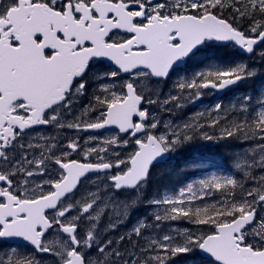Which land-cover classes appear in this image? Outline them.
<instances>
[{"label":"snow or ice","instance_id":"6c2138e0","mask_svg":"<svg viewBox=\"0 0 264 264\" xmlns=\"http://www.w3.org/2000/svg\"><path fill=\"white\" fill-rule=\"evenodd\" d=\"M217 47L255 65L172 79ZM261 65L264 0H0V240L32 248H0V264H264V91L182 116ZM228 139L251 142L240 179L214 171L145 199L158 158Z\"/></svg>","mask_w":264,"mask_h":264},{"label":"trees","instance_id":"16d2710c","mask_svg":"<svg viewBox=\"0 0 264 264\" xmlns=\"http://www.w3.org/2000/svg\"><path fill=\"white\" fill-rule=\"evenodd\" d=\"M264 91V85L261 86ZM223 144V151H233L234 147H238L237 140L228 139L221 141ZM221 145H215L214 150H222ZM211 149H209L210 151ZM216 153V152H215ZM213 154V159L216 160L215 155ZM198 156V155H197ZM194 156L184 155L180 158L174 159L172 162L164 163L162 165H157L153 167L149 174L148 186L145 190V199L147 200L152 196L153 192L168 188L174 190L176 186L182 184V182L199 176V169L193 166ZM232 163V161H230ZM229 175L240 179L243 176V173L237 169H230V165L224 168ZM224 171V172H225ZM147 205H141L136 207L137 209L145 210Z\"/></svg>","mask_w":264,"mask_h":264},{"label":"rangeland","instance_id":"374dc122","mask_svg":"<svg viewBox=\"0 0 264 264\" xmlns=\"http://www.w3.org/2000/svg\"><path fill=\"white\" fill-rule=\"evenodd\" d=\"M252 60H253V59H252ZM253 61H254V60H253ZM255 82L261 84V85H259L260 88H261L262 85H264V79H256ZM170 88H171V85H165V86L162 88V94H163V93H164V94H167V92H168V90H169ZM260 88H259V87L257 88L256 93L254 94V99H255L257 96H259V94H260V92H261V91H260ZM261 89H262V88H261ZM237 96H238V94L235 93V94H234V97H233L232 99H230V101H229L225 106H226V107H231L233 103H236L237 100H238ZM190 107H191V106H189L188 108H190ZM162 116H163V114H162ZM186 145H187V144H186ZM249 146H251V145H247V147H249ZM197 147H199V146H197ZM247 147H246V148H247ZM244 148H245V147H243L242 150H244ZM236 155H238V152L236 153ZM248 155H252L251 151L248 152ZM241 157L244 159L243 151H242ZM199 159H204V160H207V159H208V155H207L206 150L204 151V153H203L202 155L199 156ZM234 159H235V156H233V160H234ZM243 159H242V161H243ZM257 159H259V157H257ZM214 166H217V165L213 164V165H211L210 167H209V165H208V166H201L200 169H199L200 174H199V176H197V177H200V176L206 175V174H208V173H210V172H214V171H215V172H220V170H218L219 168H214ZM223 174L228 175L227 172H226V173L223 172ZM194 178H195V177H194ZM192 179H193V178H192ZM189 180H190V179H189ZM135 221H136V220H131L130 223H129V225H128V227H129V226L131 227V225H132L133 223H135ZM125 226H126V223L123 224V225H121L120 227H125ZM0 248H10V246H4V247L0 246ZM172 264H187V259H186V257H185L184 254H181V255H179L178 257H176L175 261H173ZM207 264H212V263L207 262Z\"/></svg>","mask_w":264,"mask_h":264},{"label":"water","instance_id":"95a60500","mask_svg":"<svg viewBox=\"0 0 264 264\" xmlns=\"http://www.w3.org/2000/svg\"><path fill=\"white\" fill-rule=\"evenodd\" d=\"M166 158H167V154H164L162 157L158 158L154 163L164 161ZM6 241H8L10 243H15V244L28 245V244H26L25 242H23V241H21L19 239H11V240H6ZM202 255L205 256V257L211 258L210 256H207L206 254H202Z\"/></svg>","mask_w":264,"mask_h":264},{"label":"flooded vegetation","instance_id":"af4514ba","mask_svg":"<svg viewBox=\"0 0 264 264\" xmlns=\"http://www.w3.org/2000/svg\"><path fill=\"white\" fill-rule=\"evenodd\" d=\"M5 245H10V244H8L4 241H0V246L4 247ZM17 247L20 248L21 250H24V251H32V248L27 247V246H17Z\"/></svg>","mask_w":264,"mask_h":264}]
</instances>
